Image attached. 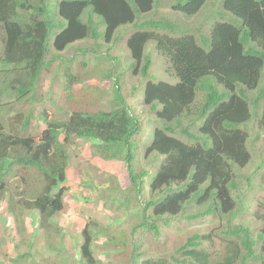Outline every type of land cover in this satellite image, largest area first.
<instances>
[{
	"label": "trees",
	"instance_id": "1",
	"mask_svg": "<svg viewBox=\"0 0 264 264\" xmlns=\"http://www.w3.org/2000/svg\"><path fill=\"white\" fill-rule=\"evenodd\" d=\"M206 1L0 0V66L6 67L0 70V99L12 97L0 103V108L31 94L34 97L39 75L57 60L63 70L53 76L60 78L63 93L80 92L74 89L79 79L70 73L74 62L81 64L75 57L64 62L62 53L85 39L99 47L97 27L101 24L96 16L104 23L103 43L110 44V50L112 44L123 41L128 70L147 79L142 104L154 126L141 143L140 121L121 94L122 73L115 77L114 65L105 74L114 80L109 111H66L58 119L43 109L44 129L36 136L27 133L31 114L19 121V130L5 131L0 123V200L6 196L7 212L16 219L17 206L32 213L38 236L48 233L64 207L70 147H78L81 141L82 148L93 151L89 161L109 167L110 161L124 165L127 184L119 176L121 167L109 194L113 201L106 202V194L96 199L103 204L107 222L88 218L80 230L76 264H101L93 253V245L101 238L102 247L117 246L113 254L124 264H264V196L251 211L259 224L254 234L241 223L231 226L228 219L239 212L236 201L242 195L236 172L256 156V139L261 138L264 146V0H223L218 13L222 21H213L205 35L165 16H196ZM160 5H169L170 10L160 11ZM126 25L135 29L127 41L121 36L112 39ZM54 28L60 30L49 48ZM150 42L155 43L153 54L146 52ZM84 52L76 49L80 57ZM118 56L109 61L121 60ZM161 62L173 84L149 80L154 77L150 67ZM92 86L86 90L99 94ZM47 97L55 101L50 94ZM140 152L149 159L135 172ZM258 168L264 169L263 161ZM150 173L146 189L143 184ZM13 179L18 180L16 197L8 190ZM94 183L96 179L87 186L92 189ZM257 187L264 191V177ZM211 215L227 222L214 231H191L181 237L172 254L161 253L169 241L162 235L164 230L177 233L179 224L187 228ZM32 240L28 244L38 245L40 237ZM40 246L52 250L46 242ZM14 248L15 256L6 264H49L40 250L22 253Z\"/></svg>",
	"mask_w": 264,
	"mask_h": 264
},
{
	"label": "rangeland",
	"instance_id": "2",
	"mask_svg": "<svg viewBox=\"0 0 264 264\" xmlns=\"http://www.w3.org/2000/svg\"><path fill=\"white\" fill-rule=\"evenodd\" d=\"M222 1L223 0H207L206 4L202 7L199 13L190 18L179 14L176 16L165 14V16L178 23H182L184 25L186 24V26L198 30L201 35H205L213 21H222V18L218 14L221 10ZM161 2L164 3V0H161ZM160 6H162L159 8L160 11L162 9H166L167 11L170 10L168 7L169 5ZM87 9H90L91 11V8L88 7ZM155 15L159 14L156 13ZM96 17L101 24L97 27V44H99V47L93 46L94 43L92 40L85 39L67 47L62 53V59H64V62H68L72 57H75L81 64L78 66L74 62L71 65L72 72L70 73L79 79V83H77L74 89L79 90L80 92L63 93V84L60 78L53 76L56 70H63V63L58 62V60L55 61V63H52L39 75V79H37L35 83L34 97H32L33 94H31L21 99V101L11 104L10 106L0 108V123L1 125L3 124V129H6L5 131L19 130V128L17 129L19 121L22 122L23 118L31 114L32 118L28 121L27 133L33 134L34 136L38 135L44 129V124L40 120V112L43 109L49 110L58 119H63L65 114L71 111L93 113L99 111H109L111 109L110 102L112 101L111 87L114 84V80L111 77L107 78L105 74L109 70V67L114 65L116 68L113 72H117L115 77L118 73H122L119 78L121 94L126 103L129 106H132L133 114H135L140 121V128L142 129L143 134H138V140H140L139 143L143 142L144 139H147L145 138L148 135L147 133H149L151 127L154 126L152 119H150L152 118V115H149V113L146 112V109L142 104L143 86L147 79H143L138 72L133 74L131 70H128L127 61L124 60L125 57L122 55V49L124 46L123 41L112 44L110 50V44L103 43L104 23L100 17ZM150 18L146 17V19ZM130 26L132 25L119 27L115 31L112 39L116 36H121L122 40L125 37L124 41L126 42L135 31V29ZM59 30L60 29L58 28H54L51 32L48 42L49 48L52 47L54 34ZM154 46L155 43H148L146 52L153 54L155 52ZM77 48L85 49L86 52H84L80 57L76 54ZM120 54L121 60L119 59ZM117 55H119V61H116L115 63L109 61V57L112 58ZM83 62L86 63V66L84 67L82 66ZM2 69H6V67L0 66V70ZM136 70L139 71V68ZM149 74H152V77L154 76L153 79L149 78L152 82L161 81L170 84H173L174 82L169 80L170 77L163 73L162 62L157 66L156 64L152 65L149 69ZM2 76L3 75L0 74V79H3L1 78ZM102 76L104 78H102ZM90 84L96 85L99 90L95 91H100L99 94L93 93L94 90H86L87 85V88L93 87ZM139 87L141 90L140 92H138ZM47 91H49L48 93L54 97L55 101H48L47 96L49 94H47ZM91 96L92 98H90ZM9 101H12L11 96L2 97L0 99V103L2 104L8 103ZM260 136L261 134H259L258 137ZM260 139L261 138H258L253 142L256 156L253 155L251 161L244 168H241L236 172L238 192L242 193V195L241 198L236 201L237 205L235 204V209L239 210V212L228 218L231 226L236 227L239 223H241L243 227L252 229V234H254L259 224H257L253 219L251 211L257 200L261 196H264V191L258 189L257 187L260 179L264 177V169L258 168L261 162H264V146L261 144ZM78 145L79 146L76 148L81 147V149H71V147L69 149L71 157L66 176L67 181L63 184V187L66 188L65 194L63 195L64 207L55 216L54 225L48 229V233H46L45 236H38L39 234H35L37 224L36 218L32 213L26 211L23 206H21V208L17 206L15 208V213H17V215L19 214V217L16 219L12 216V214L7 212V208L4 205L6 196L4 195L2 200H0V239L2 240L0 245V262L2 261L3 264H6L5 261H9L15 256L14 252L16 248H14V246H17L18 251L22 253H24L26 249L30 253L40 250L45 256L43 257L44 260L49 264H76L79 259L78 247L82 243L79 239L80 230L84 222L88 218H92L97 222H107L103 218V204L96 199H99V196H105L106 194L104 200L107 199L106 202L108 203L111 200L113 201L112 195L110 197L109 194L111 192L110 190H112L111 188L116 187L117 185L118 177L116 172L121 167V175L119 174V176L123 179L122 182H124L125 185L128 181L125 171H122L124 169V165L115 163L116 161H110L111 167H109L107 164H102L98 160L89 161V157L93 156V151L88 148H82L81 141ZM139 145L141 146V144ZM141 154L142 152L137 155L136 163L134 164L135 172L140 171L141 166H143L149 159H144ZM84 174H88L91 177L86 178ZM152 175L153 173H150V175L145 178L143 184L144 188L148 189V184L151 181ZM93 179H96L98 183H94V185L91 186L92 189H90L87 184L91 185ZM13 180L14 183H12L11 188L8 187V190L11 189V194H14L16 197L18 190L15 189L14 186L18 180ZM119 182L121 185L120 180ZM115 189L116 191L120 190L118 187ZM147 194L148 193L146 192V197L148 196ZM120 212H116L117 217L120 216ZM226 222L227 221L225 219H220L219 222L216 217L211 215L203 218L202 221L195 225H189L187 228L183 224H179L180 232L177 233H175V230L173 229H166L162 235L167 237L165 241L169 240L167 242L168 246L164 250L160 251L164 255H170L174 252L176 245L181 243V237L184 239L191 231H214V229H220V226L224 225ZM38 237H40V242H46L51 245L52 250L47 251L43 249L42 246H40V242L38 245L28 244L34 241L32 240L33 238L38 239ZM161 241L163 243L164 240L162 239ZM27 244L28 248H26ZM103 244L104 240L101 238L93 245L94 257L98 259L99 263L124 264L113 254L114 250L117 249V246L113 247L110 245L108 246L109 248H104L102 247ZM34 249L36 251H34ZM37 258L42 260V258Z\"/></svg>",
	"mask_w": 264,
	"mask_h": 264
}]
</instances>
